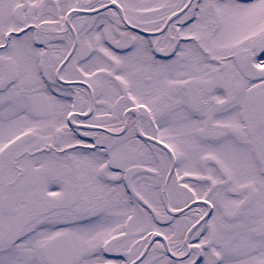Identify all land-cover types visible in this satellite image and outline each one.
Listing matches in <instances>:
<instances>
[{
	"label": "snow or ice",
	"instance_id": "obj_1",
	"mask_svg": "<svg viewBox=\"0 0 264 264\" xmlns=\"http://www.w3.org/2000/svg\"><path fill=\"white\" fill-rule=\"evenodd\" d=\"M0 264H264V0H0Z\"/></svg>",
	"mask_w": 264,
	"mask_h": 264
}]
</instances>
